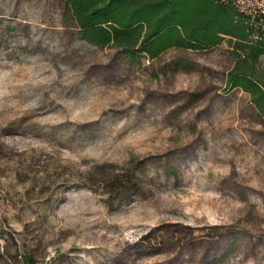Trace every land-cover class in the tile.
I'll return each mask as SVG.
<instances>
[{"label":"rangeland","instance_id":"obj_1","mask_svg":"<svg viewBox=\"0 0 264 264\" xmlns=\"http://www.w3.org/2000/svg\"><path fill=\"white\" fill-rule=\"evenodd\" d=\"M233 41L132 60L64 0H0V264H264V116Z\"/></svg>","mask_w":264,"mask_h":264},{"label":"trees","instance_id":"obj_2","mask_svg":"<svg viewBox=\"0 0 264 264\" xmlns=\"http://www.w3.org/2000/svg\"><path fill=\"white\" fill-rule=\"evenodd\" d=\"M80 35L100 46H117L132 60L146 53L154 58L177 45L200 48L230 36L236 62L232 86L249 92L264 116V73L257 67L264 53V33L254 38L253 27L236 7L221 0H64ZM31 258L27 260L28 264Z\"/></svg>","mask_w":264,"mask_h":264},{"label":"built area","instance_id":"obj_3","mask_svg":"<svg viewBox=\"0 0 264 264\" xmlns=\"http://www.w3.org/2000/svg\"><path fill=\"white\" fill-rule=\"evenodd\" d=\"M234 5L246 23L253 27L254 38L264 33V0H221Z\"/></svg>","mask_w":264,"mask_h":264}]
</instances>
